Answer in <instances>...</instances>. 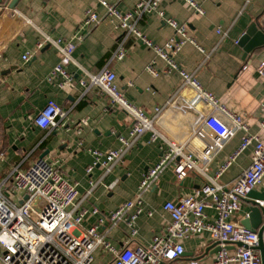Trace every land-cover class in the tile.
<instances>
[{"label":"crops","instance_id":"crops-1","mask_svg":"<svg viewBox=\"0 0 264 264\" xmlns=\"http://www.w3.org/2000/svg\"><path fill=\"white\" fill-rule=\"evenodd\" d=\"M107 1L123 13L131 10L136 2ZM198 1L204 8L203 15L195 13L184 0H162L161 8L166 17L186 22L190 34L204 49L201 51L188 42L175 55V62L194 73L204 88L229 111L242 116L249 133L261 134L264 78L257 68L264 61V45L244 57V48L238 41L249 26L264 15V0ZM90 8L100 16L106 12L96 0H0V183L15 169L27 170L44 155L43 159L55 164L77 184V211L97 207L109 214L136 197L143 173L157 163L161 146L165 144L162 137L152 140V131H147L110 169L101 163L88 172L89 166L95 162L93 150L123 149L121 137L129 136L134 121L113 105L109 96L98 87L86 91L79 83L84 72L97 73L105 67L114 71L116 83L125 97L143 108L150 117L174 97L176 106L165 107L155 121L157 130L170 140H186L191 126L206 108L185 111L181 105L189 100L191 91L186 88L178 94L181 75L175 70L166 72L167 62L133 37L125 41L126 56L111 61L122 33L109 19L88 26L85 18ZM15 10L17 13L14 14ZM138 26L160 46L174 34L173 28L155 12L145 14ZM84 32L85 37L78 41L77 35ZM223 32L227 35L223 36ZM44 34L61 38L62 42L76 41L75 62L68 66L75 75L72 84L62 88L58 85L60 77L48 80L58 62L53 46L46 45L28 62L23 59V54L36 49L37 41ZM153 60L161 71L158 76L147 70ZM50 99L69 112L65 124L56 129L41 128L34 121ZM84 120L87 124L83 123ZM244 133L242 130L237 132L204 165L206 175L216 174L239 147ZM252 150L253 146H250L242 152L219 181L231 185L250 165ZM205 181L206 176L198 171H191L179 179L173 167H168L155 186L143 194L144 212L133 220L128 216L112 228L110 239L118 248L150 245L155 236L165 232L171 220L164 204L194 194ZM92 182H99V185L90 192ZM114 182V187L109 189V184ZM13 187L11 181L4 185V194L13 196ZM256 191V195L242 200L241 214L250 212L255 199L264 200L259 195L264 194V178ZM12 198L22 200L18 195ZM206 214L210 221L215 217L213 209H206ZM99 222V215L89 214L81 229L98 225L99 230L104 231L110 227L109 219ZM210 240L208 231L184 239L186 252L183 257L165 264H188L193 258L211 260L216 247ZM108 257L105 253L101 261L95 260L94 264H105Z\"/></svg>","mask_w":264,"mask_h":264},{"label":"built area","instance_id":"built-area-1","mask_svg":"<svg viewBox=\"0 0 264 264\" xmlns=\"http://www.w3.org/2000/svg\"><path fill=\"white\" fill-rule=\"evenodd\" d=\"M96 1L106 8V12L100 16L94 9H88L85 23L95 26L103 19H109L122 33L111 61L122 60L126 56L125 41L130 37L135 38L167 62L169 67L166 72L175 70L181 75L182 85L178 94L186 88L191 91L189 100L181 105L184 110H199L203 107L206 112L199 114L186 140H170L157 130L155 121L165 107L176 106L174 97L165 107L157 108L155 115L150 117L143 108L125 97L116 83L114 71L105 67L97 73L84 72L79 83L86 91L98 87L109 96L113 105L126 112L134 121L129 136L121 137L123 149L93 150L95 162L89 166L88 172L101 163L110 169L114 163L123 159L124 154L147 131H152V140L158 137L164 139L161 156L156 164L143 173L136 197L109 214L97 207L77 211V184L71 182L55 164L43 158L37 159L27 170L15 169L0 183V264H94V254L99 248L109 256L105 264H165L183 257L186 252L184 239L205 231L210 233L211 240L220 249L211 260L193 258L188 264H262L260 253L256 250L258 231L247 225L249 213L241 214V208L242 200L248 198L264 178V121L261 134L249 133L242 116L229 111L212 92L204 88L194 73L182 69L175 62V55L188 42L201 51L204 49L190 34L186 22L180 23L166 17L161 8L162 0H136L135 6L125 13L107 0ZM184 1L195 13H205L198 0ZM152 12L157 13L174 30L173 36L163 46L155 44L138 26L140 19ZM218 32L222 30L219 28ZM85 35L86 32L78 34L77 40L83 39ZM222 35L226 36L227 32ZM46 45L53 46L58 55V62L52 68L48 80L60 77L58 85L62 88L72 84L75 75L68 70V66L75 62L76 41L62 42L61 38L44 34L37 41L36 49L23 54V59L30 61ZM155 62L153 60L147 70L158 76L161 71L155 67ZM257 70L264 78V61ZM68 113L55 100L50 99L34 121L41 128L56 129L65 124ZM83 123L87 124V121ZM241 130L245 133L239 147L215 175H206L204 165ZM250 146H253L250 165L231 185L221 183L219 178L223 172ZM170 166L179 179L185 178L191 171H198L206 176V181L194 194L164 204V210L169 213L171 220L165 232L155 236L150 245L118 248L109 237L110 230L128 216L133 220L144 212L143 194L155 186L161 174ZM10 181L14 184L13 196L18 195L21 201H15L13 196L4 194L3 187ZM98 185L99 182H92L90 192ZM114 185L115 182L109 184L108 188L112 189ZM255 201L264 206V200ZM206 209L215 211L213 220H208ZM148 213L152 214L151 211ZM89 214L99 215V224L109 219L110 227L104 231H100L98 225L81 229Z\"/></svg>","mask_w":264,"mask_h":264},{"label":"water","instance_id":"water-1","mask_svg":"<svg viewBox=\"0 0 264 264\" xmlns=\"http://www.w3.org/2000/svg\"><path fill=\"white\" fill-rule=\"evenodd\" d=\"M238 43L244 48V57H246L255 48L264 45V15L249 26L246 32L241 36ZM41 158H44V155L41 156ZM257 193L258 192L256 190H253L249 196H254ZM259 195L264 199V194ZM254 203L255 204L250 208L247 225L258 231L259 243L256 246V250L259 251L262 264H264V206H260L256 201ZM210 242L213 243L212 240H210ZM212 245L216 246V252L220 249L219 246H217V243L214 242Z\"/></svg>","mask_w":264,"mask_h":264},{"label":"rangeland","instance_id":"rangeland-1","mask_svg":"<svg viewBox=\"0 0 264 264\" xmlns=\"http://www.w3.org/2000/svg\"><path fill=\"white\" fill-rule=\"evenodd\" d=\"M98 250L99 251L94 254L96 262H100L103 257V254H105V251L102 248H99Z\"/></svg>","mask_w":264,"mask_h":264},{"label":"clouds","instance_id":"clouds-1","mask_svg":"<svg viewBox=\"0 0 264 264\" xmlns=\"http://www.w3.org/2000/svg\"><path fill=\"white\" fill-rule=\"evenodd\" d=\"M42 123V122H41ZM42 126H43V124H42Z\"/></svg>","mask_w":264,"mask_h":264}]
</instances>
